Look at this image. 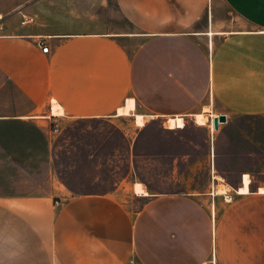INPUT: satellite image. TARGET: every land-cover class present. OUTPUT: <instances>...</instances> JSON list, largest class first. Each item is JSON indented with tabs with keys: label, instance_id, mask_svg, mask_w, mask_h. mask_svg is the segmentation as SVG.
Returning a JSON list of instances; mask_svg holds the SVG:
<instances>
[{
	"label": "crops",
	"instance_id": "crops-1",
	"mask_svg": "<svg viewBox=\"0 0 264 264\" xmlns=\"http://www.w3.org/2000/svg\"><path fill=\"white\" fill-rule=\"evenodd\" d=\"M263 123L264 0L0 13V264H264Z\"/></svg>",
	"mask_w": 264,
	"mask_h": 264
},
{
	"label": "rangeland",
	"instance_id": "rangeland-1",
	"mask_svg": "<svg viewBox=\"0 0 264 264\" xmlns=\"http://www.w3.org/2000/svg\"><path fill=\"white\" fill-rule=\"evenodd\" d=\"M32 0H0V13H2V16L4 17L9 16L12 14L16 9H18L21 5L24 6L25 4L29 3ZM247 130L252 129V126L250 124H247L246 126ZM262 133L264 138V123L262 124ZM259 130V129H257ZM215 131V130H214ZM260 151V149H257ZM263 150V157H264V148ZM264 159V158H263ZM85 166V164H83ZM89 166V164H87ZM129 163L127 162H115L110 164H100V169L97 172V180L91 182V184L87 187L90 189L102 187L103 189H108L116 182H124V183H131L136 180L135 175H131L130 173V167ZM132 170V168H131ZM152 171H155L154 168L144 166L143 164L140 165L139 173L142 175L144 172L147 174H151ZM167 169H165V172ZM59 173L66 175L67 181L70 182L72 186H74V189L76 191H84L86 187H83V183L79 177V175H76L78 173V170L70 171L66 170L62 167V164H59ZM94 173V172H92ZM91 178H94L93 175L88 176ZM87 177V178H88ZM263 177H264V171H263ZM91 186V187H90ZM111 189V188H110Z\"/></svg>",
	"mask_w": 264,
	"mask_h": 264
},
{
	"label": "built area",
	"instance_id": "built-area-1",
	"mask_svg": "<svg viewBox=\"0 0 264 264\" xmlns=\"http://www.w3.org/2000/svg\"><path fill=\"white\" fill-rule=\"evenodd\" d=\"M32 20V19H31ZM45 44L41 43V46H43V52L44 53H48L49 52V47L48 46H44ZM218 116H213L211 115V120H210V126H211V130L214 131L215 130V119L217 118ZM131 264L134 263L133 260H131L130 262Z\"/></svg>",
	"mask_w": 264,
	"mask_h": 264
},
{
	"label": "water",
	"instance_id": "water-1",
	"mask_svg": "<svg viewBox=\"0 0 264 264\" xmlns=\"http://www.w3.org/2000/svg\"><path fill=\"white\" fill-rule=\"evenodd\" d=\"M227 120L225 115H220L215 119V129L219 127L220 122H225Z\"/></svg>",
	"mask_w": 264,
	"mask_h": 264
},
{
	"label": "bare ground",
	"instance_id": "bare-ground-1",
	"mask_svg": "<svg viewBox=\"0 0 264 264\" xmlns=\"http://www.w3.org/2000/svg\"><path fill=\"white\" fill-rule=\"evenodd\" d=\"M197 120H198V116H197ZM177 122H178V125H179V120H177ZM198 122H199V121H198ZM206 122H207V118H206ZM178 125H177V126H178Z\"/></svg>",
	"mask_w": 264,
	"mask_h": 264
}]
</instances>
